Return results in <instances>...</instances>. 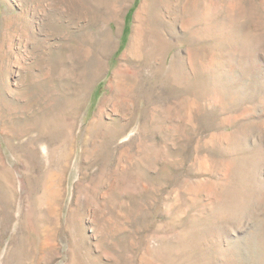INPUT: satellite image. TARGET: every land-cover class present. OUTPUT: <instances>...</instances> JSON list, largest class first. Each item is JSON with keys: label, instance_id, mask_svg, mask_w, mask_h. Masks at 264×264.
I'll return each mask as SVG.
<instances>
[{"label": "rangeland", "instance_id": "1", "mask_svg": "<svg viewBox=\"0 0 264 264\" xmlns=\"http://www.w3.org/2000/svg\"><path fill=\"white\" fill-rule=\"evenodd\" d=\"M0 264H264V0H0Z\"/></svg>", "mask_w": 264, "mask_h": 264}]
</instances>
